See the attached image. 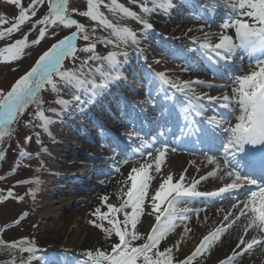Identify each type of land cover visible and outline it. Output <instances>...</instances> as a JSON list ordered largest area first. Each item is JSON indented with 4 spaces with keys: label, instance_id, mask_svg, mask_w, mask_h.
<instances>
[{
    "label": "snow or ice",
    "instance_id": "1",
    "mask_svg": "<svg viewBox=\"0 0 264 264\" xmlns=\"http://www.w3.org/2000/svg\"><path fill=\"white\" fill-rule=\"evenodd\" d=\"M7 2L16 6L18 14L10 27L0 28V39L11 36L30 22L37 15L38 6L47 4V12L32 23V27L22 38L0 47V63L19 60L29 43L39 44L46 37L51 26L75 27V31L53 43L44 51L30 70L20 76L9 90L0 89V144L5 141L6 137H11L13 125L18 123L30 106H35L34 115L41 121L42 128L54 122L45 115L43 109L44 101L41 93L46 86H50L52 92L59 93V81L65 87L75 89L77 93L82 92L86 98L82 100L79 94H73L72 100L57 99L55 102L61 108L66 109L73 102L80 105L91 103L109 84L122 78V68L128 62L129 56L128 52L123 49L132 45L136 46L138 54L143 52V49L139 48V35H145L148 30L153 29V25L144 17L157 10L167 13L174 7L172 0H142L139 3L141 12L144 14L142 16L119 3L118 0H110V3H105V0H86V10L79 14L105 29H110L114 37V39L97 38L93 41L85 25L79 23L70 14L68 0H31L27 6L23 5L22 0H7ZM216 2L217 0H213L214 4ZM101 5L113 13H119L139 22L143 26V31L138 35L128 26L114 24L100 10ZM225 6L228 12L222 23L218 25L219 33H204L203 38L192 37L193 43L198 45L196 51L216 67L229 64L238 50L248 53L249 56H255L257 53L264 56V0H226ZM77 11L75 8L71 9L72 13ZM208 11L215 14V8H210ZM194 18L201 19L202 16ZM6 23L9 21L4 15H0V25ZM37 26H39L38 36L29 42L28 35ZM229 30L234 32V36L229 34ZM189 31L192 30L189 29ZM94 32L95 29H93ZM212 36H218L215 43L211 40ZM78 39L90 42L85 47L78 48ZM97 42L113 45L120 50L109 51L103 56L98 55ZM81 51L91 53V55L82 60L79 66L65 69L63 67L65 60L72 59L75 62L78 58L77 53ZM89 61L99 63L91 67ZM192 67L189 65L184 70H191ZM97 76H99V81H97ZM153 77L158 82V87L173 89L181 95V102L175 104L178 113H182V120L177 125L179 136L175 138H186L196 134L198 137L218 141L223 150V163L217 161L214 156H207L210 163L216 164V168L207 176H201L199 180L192 179L185 184L183 173L175 181L173 174L169 173L166 176L162 175L158 186L150 192L151 182L154 179L153 171L156 174L162 173V164L165 161L168 147L164 145L156 148L154 155L150 150L152 145L143 141L138 132L128 133L129 139L135 136L141 141L139 147L133 151L134 154L145 157V161L139 166H132L127 172L122 181L124 187H121L117 194V199L120 201L118 205L109 203L108 195L101 196V206H97L91 213L95 219L90 223L101 230L111 243L107 248L85 250L82 253L84 259L79 264H193L197 257L209 252L216 242L221 240L222 234L243 217L245 218L243 234L238 237V243L232 254L220 261V264H234V261L250 253L254 247L264 245V236L257 238L250 233L252 230L264 234V59L257 58L254 67L246 74L230 77L233 84L231 95L227 92L222 96L198 94L194 87V85L208 87H227V85L206 84L200 79L174 81L163 72L153 73ZM123 78L126 79V77ZM166 99H173L175 103V96H166ZM205 100L209 104L217 102L221 108L228 109L230 112L238 111L235 123H231L215 112L207 116L206 112L210 109L203 103ZM147 103L155 106L151 94H149ZM49 111L54 115H62V112H57L56 109H49ZM161 115L163 116L164 112ZM195 117H200L206 127L196 126ZM30 139L31 137H26V141ZM42 150L47 151V149ZM172 150L175 151V149ZM20 155L30 154L22 149ZM148 157L153 159L149 161ZM3 159L4 152L0 151V160ZM128 162L124 160L121 163L127 164ZM116 170L119 171V166ZM221 172L222 175H218ZM211 176H218L221 181L227 179L228 182L213 191L197 190L200 181ZM32 182L39 183V180L18 181L17 183ZM250 186L255 187V190H251ZM237 190H247L248 195L243 201L232 204L231 208L236 209V212L229 211L224 217L226 221H229V217L233 219L227 225L217 227L205 234L190 255L183 259L174 256V250L179 251L183 236L174 245L161 249V243L175 231L177 221L184 223L189 219L188 214L194 211L186 206L181 207V204L191 203L201 197H219L224 193L231 194ZM13 195L12 189H8L6 195L0 194V202L12 198ZM195 211L198 215L199 210ZM25 215L27 213H24L15 223H20ZM145 215L154 216V223L149 231L142 233L138 225ZM189 231L190 229L185 226L184 232ZM246 236L251 238L246 239ZM113 237H115L114 241ZM0 249L12 253L16 251L29 253L28 264H31L35 258V253L41 251L34 239L28 237L11 242L0 239ZM15 262L16 257L13 255L6 264H15ZM20 264H25V262L21 260Z\"/></svg>",
    "mask_w": 264,
    "mask_h": 264
},
{
    "label": "rangeland",
    "instance_id": "2",
    "mask_svg": "<svg viewBox=\"0 0 264 264\" xmlns=\"http://www.w3.org/2000/svg\"><path fill=\"white\" fill-rule=\"evenodd\" d=\"M30 2L31 0H22L24 6H27ZM118 2L144 16L139 7V3L142 2V0H136V2H133V0H118ZM105 3H110V0H105ZM225 3L226 0H217L215 4L213 3V0H194V2H191V0L181 2L180 0V2H174V7H172L167 13L157 10L144 17L152 25L154 24L153 29L148 30L145 35H139L143 31V26L139 22L132 18L122 16L119 13H113L109 11L108 8L101 5L100 10L110 21L119 26H128L138 33L140 39L139 48L143 49V52L138 54L136 46L132 45L123 49L128 52L129 56L128 62L124 64L122 68V78L109 84V86L101 94L97 95L91 103L80 105L73 102L66 109L61 108V106L55 102L57 99L72 100L73 94H79L82 100L86 98L82 92L77 93L75 89L65 87L63 83L58 81V87L60 88L59 93L52 92L50 86H46V89L41 93L44 101L43 109L45 110V115L54 121L53 123L48 124L46 128H42L40 126L41 121L34 115L36 111L35 106H30L19 119L18 123L13 125L11 137H6L5 141L0 144V151L4 152V159L0 160V177H2V179H0V194L6 195L7 190L10 188L14 193L12 198L0 202V239L5 240L6 242L18 240L23 237L34 239L36 246L41 249V251L35 253V258L31 261V264H34L37 260L42 261L43 264H53V262H56L57 264H67L65 258L71 251L56 248L47 242L51 236L45 231L49 227L47 221L39 217V211L45 202L44 200H46L44 194L45 191H43L45 189L44 185L49 184L50 182H46V180L53 177L50 173L48 176H45L44 173H59L62 169V172L66 173L65 177L54 181V184L51 182L48 185V189L50 191L49 194H52L54 198L51 203L53 207L61 208V199H67L71 203L70 208L67 210L61 209V212L65 217L69 216L74 209H80L79 213L83 212V208L86 210L84 211L86 214L83 219L84 224L78 225L80 228H85L87 233V238L85 239L86 244H84L85 248L83 250L78 249L79 252L76 253L78 254V262L84 259L82 253H84L85 250L109 247L111 241H108L101 230L92 225L90 221L95 219L91 213L97 206H101L100 201H94V190L99 187V181H97V179L99 177H101V179L108 177L97 174V171L99 172L102 169H108L106 173L111 174V172L117 171V167L109 168L107 160L98 156V147H96L95 150H87V155L84 153L82 155L79 154L80 152L82 153V151L77 147L75 141L66 140V137L61 136V131H58V127L62 131L64 129L74 132L77 136L82 134L83 137L86 136V138L90 139L92 143L98 145L106 144L109 146L108 150L111 149V141H107V138L105 137V140L101 139L98 136L100 133L99 131L97 133L91 132L90 129L94 126V122H84V120L86 118L89 119V117L93 120L95 119L97 124H100L98 126H101L100 131L107 133L110 130V127L107 125V119L103 116L106 112L112 113L118 119H122L124 116H126L127 119H132L136 115H139L140 112L138 108L139 104H137L139 99L137 98L145 95L147 93L146 89L151 87L155 90L154 92H151L155 100L161 98L165 99L168 95L163 96L162 91H156L158 82L154 79L153 73H166L168 78L175 81L177 79L179 80L176 71H174L175 66L188 68L189 65H196L197 61L198 63H201L200 60L202 59V56L200 52L196 51L198 45L193 43L192 37L203 38L204 33H219L220 28L218 25L222 23V19L227 11ZM68 5L72 17L79 23L85 25V28L93 41L97 40V38L114 39L111 35L110 29H105L96 22L79 14L86 10V0H68ZM73 8L78 11L72 13L71 9ZM210 8H215V11L222 13L219 16L220 18L215 17V14L209 12L208 9ZM46 12L47 4L38 6L37 15L33 17L30 22L23 25L18 32L11 34V36L0 39V47H4L9 43L14 42L16 39L22 38L32 27V23L35 20L40 19L46 14ZM17 14L18 9L16 6L8 3L7 0H0V15H4L9 21V23L0 25V28L10 27L11 22ZM196 16H202V18L196 19L194 18ZM162 17H166V26L158 29L155 25V21L157 19H162ZM180 26H182V28H180ZM93 29H95L94 33ZM189 29L192 31H189ZM72 31H75V27L64 28L62 26H51L48 34L39 44L34 45L29 43V46L25 49L24 55L19 60L11 63H0V89H4L5 91L9 90L12 84L20 76L30 70L44 51L64 36L70 35ZM38 32L39 26L29 33V42L38 36ZM53 33H55V35H53ZM158 37L162 39V42L157 41ZM211 40L215 43L218 40V36H212ZM89 42L90 41L78 39L77 46L78 48H83ZM113 50L119 51L120 49L115 48L113 45L97 42L96 52L98 55L103 56L106 55L107 52ZM236 54L238 55V51ZM89 55H91V53L82 51L78 52V58L75 62H73L72 59H66L63 67L65 69H71L74 66H79L81 61L86 59ZM238 56L240 58L238 57L230 63H234V65L238 63L241 64L243 63L244 58H246V60L249 58L244 51H239ZM135 58L138 60L135 61ZM162 59H166V61H163ZM98 63L99 62L89 61V66L95 67ZM230 63L225 67H216V74H205L208 76L211 85L218 86L220 83H223L222 80L231 82L232 80L230 77L243 75V71L246 73L249 72L253 66L252 63H255V61H247L246 64L238 66V68H235V66ZM127 70H131V72ZM218 73L220 76H218ZM123 77H126V79ZM225 77H228V79ZM96 78L97 81H99V76ZM120 83H128L132 91L125 90ZM161 87L165 89L163 86ZM208 89L217 90V87H208ZM167 90L172 93L169 97H173L176 93L173 89H166V91ZM110 97L118 100L117 102H120L121 105H112ZM179 97L182 99L181 95ZM126 107L131 108L135 114H126ZM49 109H56L57 112H62V115H54ZM141 124L145 128L143 130L144 132H150V124L148 126L146 121L140 120V122L137 123L138 127H140ZM26 137H31L30 141H26ZM119 138L125 144L129 143V138L125 136ZM153 138L155 137L149 135L144 141L151 144ZM156 139H158L157 136ZM71 143L75 153L69 154L68 148L71 147ZM135 148L136 147L130 146L124 155L116 154L117 156H115L114 166H120V162L124 161L125 157L132 156ZM22 149L30 155L21 156L20 152ZM42 149H47V151L45 152ZM58 149H65L66 151L64 150V152H62V157H56L54 159V152ZM155 149L156 148L154 147L151 151L155 152ZM136 159L141 160L142 162L145 160V157H134L128 160V163L134 164ZM85 160L88 163L85 170H87L92 176H87L86 173H82V171L79 170L82 161ZM75 161L81 162L78 163ZM55 162L61 164L59 169L51 166ZM62 165L65 166L61 167ZM36 179L39 180V183H17L18 181H35ZM74 180L81 181V183L77 184V181L75 182ZM153 184L154 181L151 182L150 192L154 191ZM18 197L22 199H17ZM108 202L114 204L110 199ZM192 204L194 205V207H192L194 210L192 214H195V210L199 209V207L202 206V203L192 202ZM187 205H189V203ZM102 210L106 209L102 208ZM24 213H27V215L23 217L20 223H15V221ZM147 217L148 215L143 216L141 223L138 225V228L142 233H146V231L142 229L141 224L145 222ZM64 220L54 218L50 223L62 224ZM205 232L208 233L209 231ZM207 233L200 232L199 234H196L194 242H197L203 234L205 235ZM69 236L72 237L73 232ZM114 240L115 237H113V241ZM174 242L175 240H170L167 237L166 240L161 243L160 247L163 249L165 246L172 245ZM197 245L198 244H196V246ZM216 245L217 242L209 252L205 253L203 256L197 257L196 260L193 261V264H218L220 260H217L220 255L217 258L214 257L217 251ZM74 251L75 250H72L75 254ZM13 255L16 257L15 264H20L21 260H23L25 264H28L29 253H20L18 251L12 253L5 249H0V264H6V262L12 259ZM226 255L227 254L222 253L221 257ZM176 258L183 259L182 256H176ZM243 261L244 260L239 261L238 264Z\"/></svg>",
    "mask_w": 264,
    "mask_h": 264
},
{
    "label": "bare ground",
    "instance_id": "3",
    "mask_svg": "<svg viewBox=\"0 0 264 264\" xmlns=\"http://www.w3.org/2000/svg\"><path fill=\"white\" fill-rule=\"evenodd\" d=\"M173 1L177 2L179 0H172V3H174ZM217 14L220 15V13H217ZM165 22H167L166 17H162V19L160 20L157 19L155 21V25L157 26L158 29H161L162 27L166 26ZM180 28H182V26H180ZM229 34H232L234 36V32H232V30H229ZM161 40L162 39L158 37L157 41L162 42ZM256 55H260V54L257 53ZM254 58L256 59L257 56ZM137 60L138 59L135 58V61ZM162 60L166 61V59H162ZM193 66L194 67H192V69L188 71L184 70L187 67L175 66L174 71H176L177 76L179 77V80L186 81V80L200 79V80L205 81L206 84H209V81H208L209 79L203 72L202 66H198V65H193ZM253 67L254 65L251 67V69ZM208 68H212V67L207 66V70ZM127 71L131 72V70H127ZM243 74H246V72L243 71ZM120 85L123 88H125V90L132 91L128 83H120ZM232 86L233 84L231 83L227 85V87H218L217 90H215V89H208L206 85H194L195 90L198 94L204 93V94L211 95V96H222L225 92L231 95ZM153 89L149 88L148 90H146L147 93L145 95L137 98L139 99L138 108L140 110V113L139 115H136L135 118L133 117L132 119H127L126 116H124V118L118 119L112 113L106 112L103 116H105V119H107L108 121L107 125L110 127V130L107 133H103L100 131L101 126H98L100 124H97V121H95V119L93 120L91 117H89V119L86 118L84 120V122H92V123L94 122V126L90 129L91 132L97 133L99 131L100 133L98 134V136L101 139L105 140V138H107V141L108 140L111 141L112 150L111 149L108 150L107 148L109 147L107 145H104V144L98 145V144L92 143L90 139L86 138V136L83 137L82 134H79L77 136L76 133L67 131L64 129L62 131L59 127H58V131H61V136L66 137V140L75 141V144L77 145V147L80 148V151H82V153L81 152L79 153L81 155L83 153L87 155L88 154L87 150L89 149L95 150L96 147H98L97 149V151H99L98 156L101 158H105V160H107V162L109 163V168L110 167L115 168L117 167V166H114L115 156H117L118 154L124 155L127 152V150L130 148V146L139 147L141 143V141L137 139L135 136L129 139L130 144L129 143L125 144L119 137L125 136L128 138L127 134L133 131L138 132L140 137L143 139V141L145 140L146 137H148L147 136L148 134H146V132L142 130L144 126H140L141 128L137 127V125H134L135 122L139 123L141 119H144L146 121V124H148V126L150 124L151 126L150 134H153L157 130V127H162V125L164 124L159 112H160L161 107L163 110L165 109L164 106H166V104H169L170 100L166 99L165 101L157 102L158 100H155L151 93ZM149 94H151V99L155 101L154 107L147 103V100L149 99ZM110 100H111L112 105H119V106L121 105L120 102H117L118 100H115L114 98L112 99L110 97ZM203 102L208 103L207 100ZM211 105L215 107H219L220 111L217 110V112H215L210 109L208 112H206V115L211 116L213 115L214 112L221 115V113L223 112L222 110L223 108H221L217 102H212L211 104L207 106L210 108ZM125 113L135 114L133 113L131 108H128V107L125 108ZM176 113L177 112L174 111L173 115H175V117L171 115L169 118V120L173 124L175 123L174 120L178 119V116H176L177 115ZM238 114L239 112L237 111V115ZM154 121L156 122L155 124L157 125V127L155 124H153ZM232 123H235V120H233ZM174 125L175 126L173 130H176L177 124L175 123ZM162 142L168 143L165 140H162ZM70 146L71 147L68 148L69 154L75 153L73 151L74 148H72V143L70 144ZM176 148L177 149L175 151L168 148L165 161L162 164V173L156 174L153 171V176H154L153 190L158 186L162 175L166 176L167 174L171 173L173 174L174 181H175L179 178L180 174L183 173L185 175V184H187L192 179L199 180L201 176H207L209 172L213 171L216 168V164L210 163L208 161L207 155L204 156V154H202V156H193L190 153L192 152L191 144H188L184 147L186 150L184 152H188V153H183V152L181 153L180 152L181 149L178 148V146H176ZM64 150L65 149H58L56 152H54V159L56 157H62V152H64ZM153 154L155 155V152H153ZM139 157H142V156H139ZM126 158L128 157H125L124 160H128ZM131 158H133V156ZM147 159L151 161L153 158L148 157ZM144 161L145 160L141 162V160L136 159L134 161V164H130V163L122 164L121 163L122 161H121L120 166H119V171L111 172V174L106 173L108 169H102L99 172L97 171V174L108 176V177H106L105 179H101V177H99L97 179V181H99V187H97L94 190V193H95L94 201H100L101 196L108 195L111 202H114V205L118 204L119 200L117 199V194L119 190L121 189V187H124V185L122 184V181L125 179L127 172L130 170L132 166H138V164L143 163ZM75 162L79 163L81 161H75ZM87 164L88 163L86 160L82 161L79 167V170H81L82 173H86L87 176H92L91 174L87 172V170H85L88 166ZM60 165L61 164H59L58 162H55L51 166L54 168L57 167L59 169ZM63 166L65 165H62L61 167ZM49 173L52 174L53 177L48 178L46 182H50V183L52 182L53 184H54V181L64 178L66 174L62 172V169H61L59 173L45 172L44 175L48 176ZM218 175H222V172L219 173ZM74 181L75 182L77 181L76 182L77 184L81 183V181H78V180H74ZM226 182H228L227 179H225L224 181H221L218 178V176H211L205 180L200 181V183L197 185V190L213 191L221 187L223 183H226ZM49 184L44 185L45 189L43 191H45L44 194H45L46 200H44L45 202L39 211V217L47 221V224L49 227L45 231L47 234L49 233L51 236L47 242H49L51 246H55L56 248H61L62 250L65 249L67 251H71L69 252L70 256L68 255L65 258L66 259L65 262L67 264H78L79 259H78V254L76 253L79 252L78 249L83 250L85 248L84 244H86L85 239L87 238V233H86L85 228H80L78 227V225L84 224L83 219H84V216L86 215L84 211L86 210L83 208V212L79 213L80 209H74L72 210V213L69 214V216L65 217L63 213L61 212V209L67 210L68 208H70L71 203L67 199H61L60 200L61 208L53 207L51 203H52V200H54V198L52 194H49L50 192L48 189ZM237 192L239 193L238 199L233 202H227L228 200L225 197V193L220 196V204H216L212 202L213 198H204V197L202 198L201 197V198L195 199L196 201H201L202 199H204L205 201L207 199L208 200L207 206L204 207L202 211H199L198 215L197 213L191 214L192 212H190L188 215L189 219L185 221L184 223L177 221V227L175 231L173 233H170L168 236L170 240H175V242L172 245H174L176 241L181 240V236H183V239L181 240V243L179 246V251L177 252L174 250L175 257L182 256L183 258H185L195 249L196 244H198L200 239L204 236L203 234V236L199 238L197 242H194L195 241L194 238L196 234H199L200 232L207 233L205 231L214 230L215 228L220 227L222 225H227L229 221L233 219V217H229V221H226L224 217L225 215L229 213V211L231 212L237 211L236 209L231 208L232 204L237 203V201H240V198L242 197V194H243L242 190H237ZM180 206L181 207L186 206L192 209V205L181 204ZM205 217H207L206 220H205ZM54 218H59L61 220L65 219V220L64 222H62V224L61 223L60 224L50 223L51 220ZM153 223H154V216L148 215L147 219H145V222L141 224V227L143 230L147 232L150 230V227ZM244 223H245V218L242 217L241 220L236 221L232 225L231 228H229L225 233L222 234L221 240L218 241L216 245L217 246L216 255H214V257L216 258L220 255L217 261L224 260L227 256L232 254L233 249H235L236 244L238 243V237L243 234V224ZM185 226H187L190 229V231L187 233L184 232ZM70 232L71 233L73 232L72 237L69 236L71 235ZM250 233L251 235L257 236V238L264 236L263 234L257 233L252 230H250ZM245 238L248 239L251 237L246 236ZM72 250H75L74 251L75 254L72 252ZM222 253H225L227 255L221 257ZM242 260L244 261L241 262L240 264H251V263L252 264H264V245L254 247V249L250 253H246L245 255H243L242 257H239L236 261H234V264H238V262ZM34 264H43V263L42 261L37 260V262H34ZM53 264H57V263L53 262ZM218 264H220V262Z\"/></svg>",
    "mask_w": 264,
    "mask_h": 264
}]
</instances>
